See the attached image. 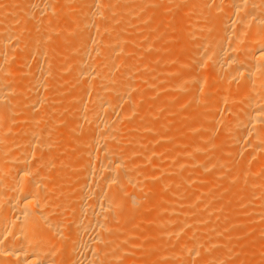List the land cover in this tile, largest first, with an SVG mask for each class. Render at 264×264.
Instances as JSON below:
<instances>
[{
    "label": "bare ground",
    "instance_id": "6f19581e",
    "mask_svg": "<svg viewBox=\"0 0 264 264\" xmlns=\"http://www.w3.org/2000/svg\"><path fill=\"white\" fill-rule=\"evenodd\" d=\"M68 1L12 0L10 4L0 1V264H121L124 258L128 259L125 264H135L131 247L138 245V221L149 220L142 207L156 210L152 219L155 223L152 249L159 253L153 258V264H170L169 259L175 263L183 260L182 264L192 257L193 264H210L213 258L206 252L207 248L214 246L218 250L217 245L228 241L230 229L239 222L238 218L226 214L228 218L223 219L219 210L222 219L216 213L220 220L213 219L211 210L200 209V200L209 206L222 201L221 197H210L209 193L203 196L204 190L211 189L210 185H205L200 192L194 188L199 193L185 201L186 196L182 198L185 191L180 185L182 170L177 169L180 162L175 163L179 165L176 167L172 162L162 166L160 162L148 161L167 153V144L169 147L168 142L173 141L169 159H176L174 162L184 159L188 167L205 166L208 160L207 168L212 162L218 163L209 158L212 155L206 145L210 146V142L204 146L202 140L184 136L178 128L164 134L170 120L167 113L156 122L161 134L159 137L154 134L157 139L148 147L150 144L147 146L144 142L153 130L151 120L167 105L164 95L161 99L153 96L147 107L142 100L145 102L149 97L145 87L153 90L159 84L156 80L162 81L166 89L173 86V80L184 91L195 87L191 100L201 101L202 110L205 103L210 105L206 111L187 114L186 125L204 135L207 130L210 132V124L229 129L236 143H241L237 144L239 149L243 148L255 161L259 157L258 164L247 169L257 179L252 176L254 182L246 187L250 193L247 199L250 221L246 230L256 221L264 224V0H169L171 10H182L179 22L176 20L178 23L173 27L177 25L178 34L189 45L183 63L187 74L155 64L150 76L155 80H142L145 87L140 86L139 79H147V69L141 71L144 65L138 59L146 51L151 54L155 49H159L160 57L164 55L167 48L158 39L172 27L169 24L173 17L157 10L152 18L154 23L150 21L153 23L150 39L129 36L128 28L148 18L138 8L137 0H71V5ZM121 30L127 34L119 37ZM63 32L72 35L73 43L62 50L50 46L58 42L53 34ZM51 38L55 39V45ZM58 55L64 57L62 64L58 62ZM193 55H199L194 68L209 67L211 72L208 68V71L191 70ZM123 59L130 62L126 60L122 64ZM131 61H138L141 67ZM175 62L179 61L175 59ZM232 85L235 95L228 106L224 102L221 105L217 94L221 89L231 91ZM198 91L206 97H201ZM228 96H223V101ZM72 100L76 101L73 107ZM137 112L141 114L139 122L130 124L132 120L129 122L128 118ZM217 128L218 134L220 128ZM142 129L146 132L141 133ZM138 134L141 139L132 141ZM193 140L194 148L188 153L185 148L187 145L191 148ZM244 150L237 151L241 152L237 155L241 161ZM216 152L220 156L230 153L231 149L223 145ZM215 164L212 170L208 168L211 176L229 170L233 160L228 157ZM154 168L155 171L149 172ZM163 174L165 180L159 181ZM148 177L158 182L152 183L154 187L149 184L154 194L150 198L145 193L149 199L143 203ZM195 178L198 175L190 183H195ZM166 191L171 192L170 198L164 196ZM179 197L184 200L181 199L182 208L176 206ZM216 231L227 234L217 236ZM141 244L143 247V241ZM222 253L220 258L228 253V257L232 256L231 252ZM224 258L218 260L223 264ZM143 259L136 262L142 263Z\"/></svg>",
    "mask_w": 264,
    "mask_h": 264
},
{
    "label": "rangeland",
    "instance_id": "374dc122",
    "mask_svg": "<svg viewBox=\"0 0 264 264\" xmlns=\"http://www.w3.org/2000/svg\"><path fill=\"white\" fill-rule=\"evenodd\" d=\"M1 1V3L2 4H10L11 2H12V0H0ZM71 0H69L68 1V5H71L72 3L71 2H73V1H71ZM142 1V2H141ZM149 1H151V0H137V2H138V4H137V6H139L138 8L141 10V9H143V13H144V15H145V17L147 16L148 18L142 23V24H139L138 26L136 25V26H133V27H137V28H135V30H132V29H134L132 26V28L130 27V28H128L129 30L131 29L132 31V33L129 31H127V33H128V35L129 36H131L130 34H132V36L134 35V36H137V35H142V36H145V37H148L149 39L151 38V28L153 27V23H154V21H153V16L156 14V13H158L157 12V10H163V11H165L166 13H167V15L168 16H171V18L173 17V21H172V19H171V21H172V24L170 25L169 24V26H172V27H169L168 28V30L167 31H164L163 32V38H164V36L165 37H167V39H163L162 37L160 38V39H158L159 41H161V40H163V41H161L160 43L162 44V42H163V45H164V47H166L167 48V50H165V53H164V55L163 56H159V54H160V51H159V49H155V51L154 52H151V54H150V51H146L141 57H139V59H138V61H141L142 60V63L140 62V64L141 65H144L143 67H142V70H141V68H140V70L141 71H144V70H146L145 71V73H147V79H144V78H142L141 80L139 79V82H141V87H145L146 85H145V82L147 81V80H152V79H154L153 77H150L152 74H151V72H152V70L155 68V66L157 65V66H169L175 73H182V74H187V71L185 70V66L183 65V63H185V61H186V59L185 58H187L186 57V51H187V48L189 47V45H186L185 44V42H183V40H182V38H183V36H182V34H181V36H179L180 34H178L179 33V29H178V31H177V29H176V26L177 25H175V27H173V25L175 24V23H178L179 22V19L181 18V16H182V10L180 9V8H178V9H176V10H178V12L176 11V10H171V2H169V0H152V3H149ZM161 1V2H160ZM6 2V3H5ZM75 2L76 1H74V3L73 4H75ZM139 2H141V3H139ZM155 2H156V4H155ZM69 3H71V4H69ZM146 4V5H145ZM152 6H151V5ZM159 5V6H158ZM158 6V7H157ZM142 7V8H141ZM156 9H155V8ZM147 8V9H146ZM152 8H154V10L152 9ZM167 9V10H166ZM171 11V12H170ZM176 13H175V12ZM181 11V12H180ZM142 12H141V14H142ZM147 12V13H146ZM152 12H154L153 14H152ZM175 16V17H174ZM178 22H177V21ZM149 21V22H148ZM153 22V23H151V22ZM170 21V22H171ZM150 24V25H148V24ZM216 23V22H215ZM148 27V28H147ZM147 29V31H146V29ZM171 28V29H170ZM174 28V29H173ZM177 28H179V26L177 27ZM151 29V30H150ZM169 29H170V31H173V32H170L169 31ZM123 30H125V29H123ZM137 30H139V31H137ZM146 31V33L145 32H141V31ZM174 30H176L175 32H176V34H177V36L179 37L178 39H177V36H176V38L174 37L176 34H173L174 33ZM138 32V33H137ZM139 32H140V34H139ZM148 32L150 33V34H148ZM124 33H126L125 31H120L119 32V37L121 36L122 37V35L124 36L125 34ZM126 33V34H127ZM58 34L59 33H54L53 34V37L55 36V39H57L58 40V42L57 41H55V39L54 38H51V43L52 44H54L55 42L57 43H55L54 45L55 46H53V45H50V46H52V47H56V48H62V49H64V48H66L67 46L66 45H70L71 43H73L71 40H73L72 38V35L71 34H69V33H65V32H63V33H61V34H59V36H58ZM69 34V35H68ZM144 34V35H143ZM172 35V36H169L168 37V35ZM148 35V36H147ZM57 36V37H56ZM66 37V38H65ZM173 37V38H172ZM53 39V40H52ZM60 39V40H59ZM64 39V40H63ZM71 39V40H70ZM181 39V40H180ZM63 40V41H62ZM65 40H67V41H65ZM176 40H178V41H176ZM53 41H55V42H53ZM159 41H157V42H159ZM63 42H65L66 44H61V43H63ZM178 44H177V43ZM165 43V44H164ZM61 46H60V45ZM157 44H159V43H157ZM181 44H183V46L181 45ZM174 46H176V47H174ZM182 46V47H181ZM184 50H183V49ZM185 48H186V50H185ZM59 49V50H60ZM61 49V50H62ZM169 51H170V53L172 54H169ZM148 52V53H147ZM173 52L174 53H176V54H173ZM180 53V54H179ZM182 53H183V55H182ZM185 53V54H184ZM147 54V55H146ZM168 54H169V57H168ZM174 55V56H173ZM177 55H179V56H177ZM181 55V56H180ZM183 56V57H182ZM194 56V55H193ZM58 57V62H61V64H62V60L64 59V57L62 56V55H58L57 56ZM60 58V59H59ZM198 58H199V55H195L194 56V61H193V65L191 66V70H197L198 72L200 71V70H206V71H208V69H209V71L208 72H211L210 71V68L209 67H206V69H204L203 68V66L202 67H195L194 68V66H197L196 65V63H195V65H194V62H197V60H198ZM166 59V60H165ZM172 59H173V61H172ZM175 59H176V61H179V62H175ZM124 60V61H123ZM122 61V64H124L125 62H126V60H127V62H130V60L129 59H123ZM138 61H136V63L134 62L133 63V61H131L133 64H135L136 66H140L141 67V65H138L139 64V62ZM147 62V63H146ZM160 62H161V64H160ZM165 62H166V64H165ZM172 62V63H171ZM180 65H179V64ZM121 64V65H122ZM151 64V65H150ZM156 64V65H155ZM159 64V65H158ZM168 64V65H167ZM120 65V64H119ZM121 65H120V67H121ZM145 66H147V67H145ZM119 67V68H120ZM117 68H118V66H117ZM118 68V69H119ZM197 68V69H196ZM203 68V69H202ZM208 68V69H207ZM177 69V70H176ZM182 69V70H181ZM184 69V70H183ZM176 71H178V72H176ZM182 71H184V73L182 72ZM148 77H149V79H148ZM145 80V82H143V81ZM155 80V79H154ZM157 81V83H159V84H157L156 85V88H154L153 90H151V89H149V88H147V87H145V90H146V92H147V94H149V97H148V101L147 100H145V102L142 100V102L144 103V105L147 107V106H149L151 103H152V100H153V96H154V99H161V96H162V98L164 97L165 98V100H166V105H167V107H168V110H167V107L166 108H164L161 112H159V114H157V116H155L154 118H155V120H153L154 118H152V122H151V125H153V130L151 131V133H150V137H148L147 139H145V145H147L148 146V144H150V146H148V147H151L152 145H153V143L155 142V140L157 139V137H159L158 135L159 134H161L159 131H157V128H156V124L157 123H159V121L164 117V115L165 114H167L168 113V117L170 118V120L168 121V123H167V127H166V131H165V133L164 134H166V132H170L171 131V129H176V128H178L177 130L178 131H180L184 136L186 135V136H194V137H196L197 138V140H198V138L200 139L199 141H201L203 144L204 143H206L208 140H209V142L210 143H212V145L213 146H215L214 148L216 149V151H218L223 145H225L226 147H228V148H230L231 149V152L230 153H227V154H221L220 156H219V154L215 151V149L213 148V146L209 143V142H207V144L209 143V145L210 146H212V149L210 148L209 149V147L210 146H207L206 145V147L208 148V151L210 152V154L212 155V156H210L209 155V158L211 159V160H216V162H222L224 159H226V158H228V157H231L232 158V160H233V165L235 166H233L232 165V167L229 169V170H227V171H225V172H222V173H219V176H218V174H215V175H212L211 176V174H210V169H209V171H208V168H211V170H212V167L214 166V165H212V164H215V162L213 163L211 160H209V163H210V161L212 162V163H210L209 165V167H205V166H208V164H207V161L205 162L206 164H205V166H204V164L202 165V164H196V166L197 167H195V166H193V167H188V166H186L185 165V162H184V159H177V161H173V160H176V159H172L171 157V159H169V155H170V150H171V147H172V145H173V141H171V143L170 142H168L169 144H171L169 147H168V144H167V153H168V151L170 152V153H166V151H165V153L163 154V156L161 155L159 158H155V160L154 159H150V160H148L150 163H158V162H160V164L162 165V166H167V165H170L171 164V162H172V164L174 163V165H176V164H178L179 162H180V166H179V168H177V169H180V170H182L181 171V175H182V177L180 178L181 179V181H183L182 182V184H180L181 186H182V188L184 189V196L182 195V198H184L185 196H186V198L184 199L185 201L187 200V198H189V197H192V195H193V198L196 196V194H198L201 190H203V187H205V185H210L211 186V189L210 190H204L203 191V196H205V195H207V193H209L208 195L210 196V197H221L222 199V201L221 202H218V203H216L215 204V206L213 205V204H211L210 206H209V204H205V203H203L204 201L202 200V202H201V200L199 201L200 203H199V207H200V209L202 210V211H209V210H211L213 213H212V217H213V219L215 218V219H218V220H220V219H222V217H223V219L224 218H228V215H229V217L230 216H235V217H237L238 218V220H239V222H237L235 225H234V227H232L231 229H230V232H231V234H230V237H229V239H228V241H225V242H223V245L222 244H220V245H217V247H218V250H220L222 247V249L220 250V251H218L217 249L215 250V248H214V246L213 247H208L209 249L211 248V250H209L208 248H207V250H206V252L209 254V255H211V259H212V261H210V264H222L221 263V261H219L218 259H222V258H224V260H222V262H223V264H264V256L262 257V255H263V252H264V232H262L263 230H264V224H262L261 222L259 223V222H255V224H251V228H250V230H246V226H247V224L249 223V218H250V216H249V214H248V208H249V203H247L248 201H247V199L250 197V193L248 192V191H246V187L248 186V184L250 183V182H254V180L253 179H257V176H254L253 174H251L250 172H247V169L248 168H251V167H253V166H255V165H257L258 164V162H259V157L257 156V161H255V160H253V159H255V158H253V157H250V158H252V159H250L249 158V156L247 155V153H246V151L242 148V149H239V147L237 146V144H241L240 142H238V143H236L237 141H235L234 139H233V137H231V135H230V130L229 129H225V128H223V127H218V128H220V130L218 129V134H217V130H216V128H215V126L214 125H211L210 124V126H212V128H211V130L209 129V133L211 134H209L208 133V126L206 127V123H205V126H204V128L207 130V135L205 134L204 135V133H195L189 126H188V124L186 125V123H185V120H186V116H187V114H189V113H192V112H194V111H204L205 109L207 110V108L206 107H209V103H207V105H206V103H205V106H203V110H202V102L201 101H192L191 100V96L194 94V92L193 91H195V87H192V88H185V91L184 90H182V89H184L183 87H182V89L181 88H178V87H180V85H178L177 86V83H178V81L177 80H173L172 82H171V84L173 85H171V84H169V87H170V85L172 86L171 88H165L164 87V85L162 84V81H158V80H156ZM143 83V84H142ZM162 85H161V84ZM140 84V83H139ZM176 84V85H175ZM196 83L194 82V85H195ZM177 87V88H176ZM163 88V89H162ZM164 88L166 89V91L164 90ZM230 89L229 90H231V91H227L226 89H221L220 90V92L221 93H219V94H217V99L218 100H220V104L222 105V104H224V103H226L227 104V106H228V104H229V102H230V100L232 99V97L235 95V91H234V89H235V87H233V85H232V88H231V86L229 87ZM147 89H148V91H147ZM158 89V90H157ZM162 91H161V90ZM191 89V90H190ZM167 90H169V91H167ZM183 91V92H182ZM151 92H152V94H151ZM154 92V93H153ZM158 92V93H157ZM188 92V93H187ZM197 92V91H196ZM201 93H202V91H200ZM199 91H198V93L199 94H201ZM228 92H230V93H228ZM69 93H70V91H69ZM157 93V94H156ZM170 93V94H169ZM193 93V94H192ZM197 93V94H198ZM204 93V92H203ZM151 94V95H150ZM196 94V95H197ZM226 94V95H225ZM164 95V96H163ZM206 94H201V97H206L205 96ZM229 95V96H228ZM189 96V97H188ZM200 96V95H199ZM223 96H228L227 97V99H226V101H223ZM230 98V99H229ZM150 99H152V100H150ZM191 100V101H190ZM72 102V103H71ZM193 102H195L196 104L194 105V103ZM224 102V103H223ZM70 106L71 107H73L75 104H76V101H70ZM190 105H189V104ZM192 103V104H191ZM209 104V105H208ZM225 104V105H226ZM73 105V106H72ZM143 105V106H144ZM199 106H200V108H199ZM192 107V108H191ZM140 108V107H139ZM198 109V110H197ZM165 110H166V112H165ZM205 110V111H206ZM170 112V113H169ZM177 112V113H176ZM137 113H138V115H137ZM137 113H135L134 114V118L131 116V117H129L128 118V120H129V122L132 120V122H130V124H136V123H138L139 122V117L141 116V114L139 113V112H137ZM162 113V114H161ZM172 113V114H171ZM170 114V115H169ZM225 114V113H224ZM227 116L229 115V114H226ZM71 118H73L72 116H70ZM138 117V118H137ZM160 117V118H159ZM173 118V119H172ZM223 118L224 119H226L225 118V116L223 115ZM134 119V120H133ZM223 119V120H224ZM227 120H228V118H227ZM226 120V121H227ZM155 122V123H154ZM157 122V123H156ZM169 125V126H168ZM184 125H185V127H184ZM182 126H183V129H181L182 128ZM188 126V127H187ZM168 127H169V129H168ZM187 127V128H186ZM186 128V129H185ZM213 128H215V136H213L212 135V133L214 132V129ZM224 130H223V129ZM168 129V130H167ZM170 130V131H169ZM182 130L184 131V133L182 132ZM213 130V131H212ZM225 130H227V131H229V132H227V131H225ZM187 131V132H186ZM221 131H223L222 133H221ZM146 131L144 130V129H142V131H141V133H145ZM187 133H189V134H187ZM154 134H156L157 135V137H155L154 136ZM202 134V135H201ZM221 135V136H220ZM198 136V137H197ZM203 136V138L205 139V142H204V139L203 138H201ZM205 136H207V137H205ZM209 136V137H208ZM212 136V137H211ZM220 136V137H219ZM224 136L226 137L225 139H224ZM152 137H155V139H153ZM222 137V138H221ZM140 138V135L138 134V136H135L134 137V139L132 140V141H137L138 139ZM207 138V139H206ZM216 138V139H215ZM219 138H221V139H219ZM141 139V138H140ZM229 139V140H228ZM151 142H150V141ZM196 140V139H195ZM196 140V141H197ZM224 140V141H223ZM226 140V141H225ZM233 140V141H232ZM147 141H148V143H147ZM154 141V142H153ZM235 141V142H234ZM228 142V143H227ZM216 143V144H215ZM234 143H236V144H234ZM215 144V145H214ZM232 144V145H231ZM194 145H195V141L193 140V142H191L190 143V146H191V148L188 146V148H187V146H186V148H185V151H192L193 150V148H194ZM204 146H205V144H204ZM239 146H241V145H239ZM169 148H170V150H169ZM233 148H234V150H233ZM244 150L243 152H245V153H243L242 152V154H241V156H242V160L243 161H241L239 158L240 157H238L237 155H239L240 156V154L239 153H241V152H237V151H239V150ZM213 150H214V152H215V154H213ZM188 152V153H189ZM238 153V154H237ZM234 155V156H233ZM247 156V157H245V156ZM171 156V155H170ZM166 157H168L167 159H166ZM219 157H221V158H219ZM238 157V158H237ZM208 158V159H209ZM214 158V159H213ZM234 158V159H233ZM244 158H246L247 159V161H245V159ZM156 159H158V160H156ZM237 159V160H236ZM248 159L250 160V161H248ZM163 160V161H162ZM165 160V161H164ZM167 160V161H166ZM171 160V161H170ZM179 160V161H178ZM239 160H240V162H239ZM153 161V162H152ZM169 161V162H168ZM162 162V163H161ZM164 163H166L167 165H165ZM176 163V164H175ZM217 163V164H218ZM240 163V164H239ZM248 163V164H247ZM184 166H183V165ZM217 164H215V165H217ZM243 164V165H242ZM247 164V165H246ZM251 166H250V165ZM242 165V166H241ZM177 165H176V167H178ZM248 166V167H247ZM184 167V168H183ZM204 167L207 169V170H205L204 169ZM242 167H244V168H242ZM200 168V169H199ZM238 168V169H237ZM195 169V170H194ZM202 169H204L205 171H200V170H202ZM237 169V170H236ZM179 170V171H180ZM153 171H155V168L154 169H152V171H149V172H153ZM192 171V172H191ZM207 171V172H206ZM195 174H194V173ZM209 172V173H208ZM235 172V173H234ZM199 173V174H198ZM239 173V174H238ZM246 173V175H247V177H245V174ZM191 174H193V176L195 177H197V175H198V178L196 179L195 178V183H190V182H194V177L191 175ZM192 176V178L190 177V178H188V176ZM238 175H239V177H238ZM232 177V179H234V180H232V179H229V177ZM255 177V178H253V177ZM149 178V177H148ZM146 178L145 179V192L143 193V195H145V197L143 198V203H145V201H144V199H146L147 201H148V199L149 198H147V196H148V194H149V197L151 198L152 196H153V194H154V192L150 189V183L152 184H154L155 185V183H157L158 182V180L159 181H162V180H165V178H166V176L163 174V175H161L159 178H158V180H155V179H152V178ZM236 178V179H235ZM242 178H245L244 180H247L246 178H248V180H247V182L246 181H244V180H242ZM252 178V179H251ZM189 179H193V180H189ZM146 180H148L147 182H146ZM152 182H151V181ZM189 180V181H188ZM228 180V181H227ZM243 181V184H242V181ZM185 181V182H184ZM225 181H226V183H225ZM230 181H232L231 183H230ZM255 181H257V180H255ZM197 182V183H196ZM245 182V183H244ZM181 183V182H180ZM189 183V184H188ZM200 183V184H199ZM152 184V185H153ZM184 184V185H183ZM226 184V185H225ZM242 184V185H241ZM154 185H153V187H154ZM188 186V188H187V186ZM199 185V186H198ZM204 185V186H203ZM220 185V186H219ZM241 185V186H240ZM197 186H198V188H197ZM240 186V187H239ZM192 187V188H191ZM150 189V191H149V189ZM198 189V191L196 190V192H195V189ZM243 188V189H242ZM186 189V190H185ZM193 191V189H194V191L192 192L191 190ZM201 189V190H200ZM149 191V192H147V191ZM190 190V191H189ZM205 191H207V192H205ZM239 191H241V192H239ZM192 192V193H191ZM145 193H148V194H145ZM166 193V194H165ZM196 193V194H195ZM150 194H152V196L150 195ZM237 194V195H236ZM241 194V195H240ZM147 195V196H146ZM207 195V196H208ZM164 196L166 197V198H170L171 197V192L170 191H166V192H164ZM229 197V198H228ZM180 199H179V201L176 203V206L178 207V208H182L183 207V204H182V202L184 201L181 197H179ZM181 199H182V202H181ZM146 201V202H147ZM241 202V203H240ZM248 205H247V204ZM244 204V205H243ZM246 204V205H245ZM180 205V206H179ZM203 205V206H202ZM206 205H208L209 207H211V208H209L208 206H206ZM170 205L169 204H167L166 205V207L167 208H170L169 207ZM204 206H206L207 207V209H205V210H203V208H206V207H204ZM233 206V207H232ZM142 207V206H141ZM141 207H139V208H141ZM176 207V208H177ZM220 207H222V208H220ZM144 212H145V216H147V217H145L144 216V212H142L141 210H140V212H141V214L145 217V218H147L148 219V217H149V220L147 221H145V219L144 218H140L139 219V221H138V229H139V232H138V234H139V237L138 236H136V239H137V237H138V241H136V239H134L135 241H136V243H138V245H134V246H132L131 248H132V253H133V255H132V253L130 254V255H132V256H134V260H136V261H138L139 259H143L145 262H146V264H153V258L156 256V255H158V251H156V249H152V247L154 246V243H155V237H154V232H153V230H154V228H155V223L153 222V217L155 216V215H153V214H156V210L154 209V208H149V207H142L141 208ZM138 210V209H137ZM147 212H146V211ZM149 210H150V212H149ZM214 210V211H213ZM221 211V213H222V217L220 216L221 215V213H220V211ZM219 211V212H218ZM227 212V213H226ZM234 212H235V214H234ZM137 214H138V211L136 212ZM147 213V214H146ZM150 213V214H149ZM215 213H216V215H219L220 216V219H219V217L218 216H216L215 215ZM218 213V214H217ZM220 213V214H219ZM224 214V215H223ZM226 214H228V215H226ZM142 215H139V216H141L142 217ZM148 215H150V216H148ZM243 216V217H242ZM244 218H246V222H245V220H244ZM146 222H143V223H141L143 220ZM150 220L152 221L151 223H150ZM141 224H140V223ZM244 222H245V224H244ZM239 223V224H238ZM141 225V226H140ZM152 225V232H153V234H150L151 233V230H150V226ZM145 226H147V228L149 227V231L150 232H148V229H146V227ZM262 227H263V229H262ZM142 229H143V231H142ZM141 231L143 232L142 233V235H141ZM145 231H146V233H145ZM228 232V231H227ZM220 233H222V234H220ZM224 231H216V233L215 234H217V236H222V235H224ZM145 234V235H144ZM225 234H227V233H225ZM141 235V236H140ZM148 235V236H147ZM153 235V236H152ZM147 237V238H146ZM143 240H142V239ZM259 238H260V241H258L259 240ZM263 238V239H262ZM141 239V240H140ZM150 240V241H149ZM142 241H143V247H142ZM147 241H149V242H147ZM154 241V242H153ZM146 242H147V244H146ZM257 243V244H256ZM139 244L141 245V247L143 248V249H141V248H139L140 246H139ZM144 245H149V247L151 248L149 251L147 250V249H149V247H146V248H144L145 246ZM139 246V247H138ZM220 246V247H219ZM137 247V248H136ZM216 247V246H215ZM129 248V247H128ZM131 248H129L130 250H131ZM213 248H214V251H213ZM226 248V249H225ZM262 248V249H261ZM135 249H137V250H135ZM225 249V250H224ZM146 250V251H145ZM209 250V251H208ZM263 252H262V251ZM135 251H137V252H135ZM141 251H144V255H143V252L141 253ZM221 251L224 253L225 251L226 252H231L230 253V255L232 254V256H230V257H228L227 255H229V253L228 254H226V253H224V255L226 254V256H222L223 255V253H222V258H220V253H221ZM149 252V254H147ZM211 252H213V254H211ZM141 253V254H140ZM155 253V254H154ZM157 253V254H156ZM214 253H215V255H214ZM217 253H218V255H217ZM259 253H261V254H259ZM135 254V255H134ZM235 254V255H234ZM139 255V256H138ZM242 255V256H241ZM137 256V257H136ZM144 256V257H143ZM214 256H216V257H214ZM219 256V257H218ZM238 257V258H237ZM242 257V258H241ZM260 257V258H259ZM150 258V259H149ZM193 258V257H192ZM192 258H191V260H190V258H189V260L186 262V259L184 260L185 262H183L182 264H189V263H191V264H193V261H192ZM237 258V259H236ZM125 259L126 258H124V259H122V260H120L121 262V264H125V262L127 263V261H128V259H126V261H125ZM148 259V260H147ZM216 259L218 260V261H216ZM124 260V261H123ZM193 260H194V258H193ZM135 261V264H145V262L143 261L142 263H137ZM169 261H170V264H172V262H173V260H171V259H169ZM183 261V260H182ZM182 261H180V262H177V263H175V262H173V264L175 263V264H181V262ZM215 263H214V262ZM229 261V262H228ZM241 261V262H240ZM259 261H262L261 263L259 262ZM124 262V263H123ZM217 262V263H216ZM195 263V262H194Z\"/></svg>",
    "mask_w": 264,
    "mask_h": 264
}]
</instances>
